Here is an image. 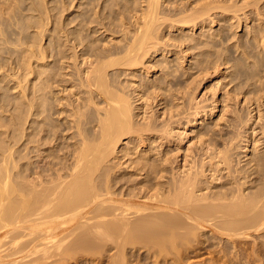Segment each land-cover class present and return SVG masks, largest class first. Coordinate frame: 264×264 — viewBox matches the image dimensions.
<instances>
[{
  "label": "bare ground",
  "instance_id": "bare-ground-1",
  "mask_svg": "<svg viewBox=\"0 0 264 264\" xmlns=\"http://www.w3.org/2000/svg\"><path fill=\"white\" fill-rule=\"evenodd\" d=\"M194 1L75 0L76 13L62 24L46 0H28L26 15L1 8L8 16L0 15V90L18 87L25 106L0 138V264H190L187 241H198L202 229L235 239L264 231V21L250 29L249 51L234 32L248 55L238 60L230 49H215L216 35H228L225 25L205 27L234 18L238 7ZM51 22L49 44L66 48H54L61 56L42 64L40 40ZM192 53L197 60L187 67ZM228 62L217 85L229 76L236 89L223 101L212 88L207 110L198 88ZM73 65L71 77L86 90L82 101L63 106V134L48 122L55 99L48 89L69 82L62 70ZM4 93L1 105L9 102ZM241 95L245 106L233 108ZM222 101L215 126L224 119L244 130L224 136L210 125L188 139V125L212 116ZM228 112L235 115L227 120ZM65 136L71 140L63 145ZM237 139L252 147L239 166Z\"/></svg>",
  "mask_w": 264,
  "mask_h": 264
},
{
  "label": "rangeland",
  "instance_id": "rangeland-1",
  "mask_svg": "<svg viewBox=\"0 0 264 264\" xmlns=\"http://www.w3.org/2000/svg\"><path fill=\"white\" fill-rule=\"evenodd\" d=\"M46 1H48L50 7L54 6V9L51 11L53 13H55L54 14L56 16L55 19L57 18L61 24L64 20H65V22L71 20L73 18L74 14L76 13L75 0H66L65 5H64V0H46ZM170 1H173V0H170ZM258 1H257V3H255V0H220V2H219L220 5H222V6H232L233 5V6L238 7V10H237V16H235L232 19H230L229 17H226L224 20L223 19H217L216 22L213 23V25H211V22L206 24L205 27H207V28H212V27H214V28L218 27L219 28L221 26V24H224L225 26H224V28H221V31L227 30V32H228V35H226V38H224V39H221V36L219 34L216 35V38L221 40V43L219 45H217L216 46L217 48L215 47V49H218L220 52H223V53H229L230 51L228 52V49H230L232 52L231 56L232 57L234 56L233 58H236V59L241 58V57L244 58V57L248 56L246 54V52L242 51L243 50L242 46H238L235 43V40L237 38L235 37L234 34L238 33L237 36L242 35L243 37L241 36V38L243 40H245L244 42H247L246 41L247 38H250L252 41V34L249 33L250 29H252L253 25H255L257 22H259V19H260V21L261 20L264 21V14H263V12H264V0H258ZM7 2L8 3L0 1V15H2L3 17L8 16V15L2 13V9H4V7H3L4 5H6V6L12 5L18 11V13H23V15H26L25 13L28 12L25 8H22L23 6H26L28 0H7ZM164 4L166 5V3H164ZM194 4H195V1L192 0V5H194ZM256 9L257 10L260 9V11H258L259 13H257ZM220 10L221 9H218L217 11L221 12ZM230 13H232V11H230ZM260 13L262 15H259ZM238 16L242 20V23L240 26H237V22H236L238 19ZM257 16L258 17L262 16V17L258 18ZM232 22H234V23H232ZM73 26H74V22H71V24H68L66 27H67V29H69V28L71 29ZM229 26H231L232 28H230ZM257 26H259V25H257ZM52 28H53V26H52V22H51L47 25V30L45 31L46 33L44 34L43 38L40 40V43L43 45L42 49H43L44 54H45V58L43 59L42 64H46L47 62L52 61L53 56H61L60 53L58 55L54 54V51H53L54 48H55V50L57 48H59V49H65L66 48V46L64 45V41L61 43V45H57L54 42H53V44H49L50 43V40H49L50 37H48L47 34H48V32H50L48 29H52ZM207 28H205L206 31H207ZM260 28L263 29L264 24H263V26L261 25ZM200 29H201V27L196 26L194 28V31H197L199 33L201 31ZM59 32H62V30ZM101 36L104 37L105 34H103ZM62 38L64 40L65 37H62ZM48 44H49V46H48ZM38 48H39V45H37L35 50H37L39 53L40 51L38 50ZM246 48L248 51L251 50L252 44L247 42ZM196 50H198V49H196ZM67 55H68V53H67ZM192 55H193V53L189 56V58L187 56L185 59V65L187 67L192 65L191 62H194L197 60ZM167 56L175 57L176 55L167 54ZM156 57L163 58V55L161 53L156 54ZM212 57H214V56H212ZM34 59L35 58L33 57L32 60H34ZM78 59H79L78 61H80L81 57ZM248 60L250 61L249 65L251 63V66H252V57L248 58ZM242 61H244L248 65V62H246L243 59H242ZM242 61L240 60V62H242ZM174 62L177 63L176 60ZM35 63L36 62H34V64ZM50 63L52 64V62H50ZM80 64L81 63H79L78 65L81 67H84V64H82V65H80ZM240 64H242V63H240ZM78 65H77V67H78ZM230 65H231V63L228 62L227 64L222 66L223 70L226 71V72L224 71L225 73L224 72L220 73L217 76L215 74L207 76L206 79L203 81L202 85L199 86L198 92H197L198 99H201V104L203 106H205L207 110L211 107L210 102H211V99H212L211 96L213 93L211 90L212 88H215V89L218 88L219 89V91L217 93V97L220 100L225 99L224 97L226 96L227 93H229V92H225V91L230 90V93H232V91L234 92V90L236 89V84H234L236 81H232L229 83V81H230V79H228V78H230L229 76H227L226 79H223L226 81L221 80V82L223 83L222 85H220V84L217 85V80L219 78L222 79V78L226 77L225 74H227L229 72L228 70L231 69V67H229ZM247 65L245 67L249 68V65L248 66ZM175 67H176V65H174L173 68H175ZM190 70L195 72L194 69L190 68ZM62 71L68 72L67 75H63V78L64 77L70 78L69 82L64 81V82L59 83V81L56 80L55 82H53L52 87L49 88V86H47L46 90L49 88L48 89V96H47L48 98L50 97L51 94L55 93V99L53 102L54 107L51 110V112L48 113V122L51 123V125L55 129H58L59 131H61L64 134L66 132H69V130H67V123H66V117L69 113V110L68 111L64 110L63 106L68 109L71 105V102L74 101V104H77L78 102L82 101V96L84 95L86 88L84 86L79 85L78 79L75 80V79H73V77H71L73 75L72 73H77V69L74 67V65L70 68L63 69ZM210 71H212V69ZM178 72H181V71H178ZM260 72H261V74H264V70L263 71L261 70ZM145 74H146V72H144V75ZM159 74H160V71H153L152 73H150L149 76L155 77L156 75H159ZM194 75H196V74L194 73L193 76ZM239 82L245 83V85L248 84L245 82V80H242V82L239 80ZM239 82H237V83H239ZM254 82H255V78H253L251 81L252 85L256 84L253 86H258L260 84V81H258V80L255 83ZM11 85H12V82H11ZM0 91H1L0 96H2L3 92H6V93H4V95L9 99V102L6 101L7 103L5 105H1V103H0V138H2L4 136L5 129L7 127L10 128L11 125L13 126L12 123L15 122V120L17 119L16 112L18 113V111L21 109V107L25 106V103H24L25 99L23 96L21 97V93L19 92L18 87H12L10 90H7V91H4V90H0ZM247 95H251V93H248ZM11 97H13V98H11ZM207 97H210V99L207 100ZM223 101L221 103H219L218 109L215 110V112L212 114V116H210L209 118H205V119H198L196 126H193L191 124L188 125L189 126L188 131H187V133H188L187 138L188 139H191L192 141L196 140V137H194L196 135V131L198 129H201V128L204 129L205 127L211 128L210 125H213L212 128L214 130H216L217 133H218V131L221 132L218 134H224V136H228L229 134H232L233 131L234 132L238 131V129H240L241 132L244 130V129L240 128L239 126H237L238 129L236 128L237 130H234L235 126L234 127L228 126L227 122H229V121L225 122L224 119L220 120L218 127L215 126L214 123L217 122V120L219 119V116L222 114ZM20 102H22V105ZM19 103H20V105H19ZM234 103L235 102L233 101V105H234V106L232 105L233 108H236V106H237V108L240 107L239 109H242L241 107L245 106L244 104L246 103L245 96L243 98H242V95L240 96V103L239 104H236V103L234 104ZM18 106H20V107H18ZM23 109L21 111H23ZM189 111H192V110H189ZM234 115H235L234 113L228 112V114H226V116L228 117V118L226 117L227 120L229 118L230 119L233 118ZM190 116H191V122H194L195 120L193 119V115H190ZM184 119L186 120L187 118H184ZM231 128H233V129H231ZM227 130H229V131H227ZM233 134H235V133H233ZM217 137L219 138L218 140H220L217 145L219 147L225 146V140H224L225 137L223 138V136H222V138H221L220 135H218ZM187 138L183 142L184 146L185 145L187 146L189 143V142H187ZM64 139H66L67 143H68V141L71 140L70 136H67V137L65 136V138L62 137V142ZM125 141L126 140H124V142ZM65 142H63V145L66 144ZM237 142H238V144H237ZM243 143L244 142H241L238 139L236 141L237 146L235 145V148L233 151L237 152V153H234V156H236L235 158H237L238 160L236 162L235 161L233 162L235 164V166H237V165L239 166V165L244 164L246 162V160L248 159V157L250 155H252V149H251L252 147L245 149L242 146ZM244 150H247L246 153H248V155H246ZM183 151H184V148L181 150V152H183ZM249 152H250V154H249ZM197 157H198V155H197ZM208 159H209V157H208ZM239 160H240V162H239ZM225 170H228V169H224V173L226 174L228 171L226 172ZM204 230H206V231H204ZM204 230L203 229L200 230L201 232L202 231L203 232L202 233L200 232V234L197 235V237L200 236L197 239L198 241H196V238H194V240H192V242L187 241L189 244L190 243L191 244L196 243L194 245L190 244L191 245V246L189 245L190 248L188 247V249H189L188 250L189 251L188 262H190V264L191 263H193V264H264V241H263L264 235L260 236L261 235L260 233H263L264 231L257 233V235H259V236H257L256 233H254V234H251L253 236H251V235H249V237H247L248 235L245 236L247 238L241 237V235H240V237L236 236V239H235V236L230 237L229 235L227 236V234L225 235V234L215 233L213 231L210 232L208 229H204ZM210 234L213 235V236H211V238H210ZM222 235H223V237H222ZM216 236H217V238H216ZM201 237H203V238H201ZM205 237H206V239H205ZM260 237H262V238H260ZM209 239H212V240H209ZM193 241H195V242H193ZM208 242H209V244H208ZM188 243H186L185 246H187ZM234 243H236L238 245H236ZM260 243H262V244H260ZM203 244H205V245H203ZM192 246H193V248H192ZM257 246L259 247L260 250L257 249L258 248ZM253 248H255L257 250H255ZM262 249H263V251H261ZM260 255L263 257H261ZM228 258H230V259H228Z\"/></svg>",
  "mask_w": 264,
  "mask_h": 264
}]
</instances>
